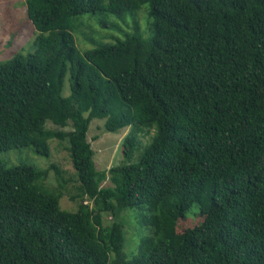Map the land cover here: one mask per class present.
I'll return each instance as SVG.
<instances>
[{
    "label": "trees",
    "instance_id": "trees-1",
    "mask_svg": "<svg viewBox=\"0 0 264 264\" xmlns=\"http://www.w3.org/2000/svg\"><path fill=\"white\" fill-rule=\"evenodd\" d=\"M143 3L150 37L77 48L83 14L122 15ZM26 8L35 49L0 64V154L33 146L49 156L51 138H68L78 208L60 205L58 165L7 167L0 157V264H264V0H26ZM94 118L109 131L131 127L127 161L96 167ZM152 129L132 162L139 134ZM51 168L57 187L45 183ZM124 209L148 230L132 257Z\"/></svg>",
    "mask_w": 264,
    "mask_h": 264
},
{
    "label": "rangeland",
    "instance_id": "rangeland-1",
    "mask_svg": "<svg viewBox=\"0 0 264 264\" xmlns=\"http://www.w3.org/2000/svg\"><path fill=\"white\" fill-rule=\"evenodd\" d=\"M150 9L149 3H143L134 12L126 11L122 15L109 12L83 14L81 27L74 31L77 48L84 54L86 50L94 49L102 43H114L116 38H125L128 35L150 37L152 34ZM36 35V30L27 15L26 0H0V64L7 62L17 53L25 54L34 51L33 42ZM70 92L71 78L68 72L63 94L69 95ZM47 127L57 130L72 128L71 125L61 127L54 124L52 120L47 121ZM130 129L131 127H126L119 131H109L105 126V119L94 118L91 121L87 137L95 151L94 161L98 169L108 170L114 165L127 161L123 154V140ZM154 132L155 130L152 129L148 133L139 134L140 143L132 157V162L139 159L143 147L151 141ZM49 144V156L39 153L33 146H25L2 151L0 157L7 167L28 164L37 168H46L52 163L58 165L66 178L65 185L61 188L60 205L64 209L75 211L78 208V202L72 197L77 193L79 180L68 149L70 141L68 138L53 137L49 140ZM45 183L49 187L59 185L55 169H50ZM111 184L110 179L102 183V185ZM121 214L126 222L125 250L129 257H132L138 252L139 237L147 234L148 230L137 228L132 209H124ZM190 220L191 217L184 220V223ZM105 221L111 222L112 216H106Z\"/></svg>",
    "mask_w": 264,
    "mask_h": 264
}]
</instances>
